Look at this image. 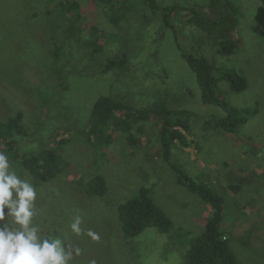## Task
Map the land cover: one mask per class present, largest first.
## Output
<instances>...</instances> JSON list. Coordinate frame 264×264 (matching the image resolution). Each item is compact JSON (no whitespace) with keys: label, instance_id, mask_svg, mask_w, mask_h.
<instances>
[{"label":"rangeland","instance_id":"1","mask_svg":"<svg viewBox=\"0 0 264 264\" xmlns=\"http://www.w3.org/2000/svg\"><path fill=\"white\" fill-rule=\"evenodd\" d=\"M228 1L240 39L231 55L192 20L210 0H0V121L23 112L28 135L10 140L28 156L56 151L62 173L36 185L15 152L0 151L36 186L34 223L65 242L72 264H185L213 209L182 188L172 165L222 197L221 231L238 264H264V219L248 214L253 187L264 195V0ZM186 54L206 58L217 80L227 71L246 80L241 93L219 82L230 107L254 111L239 115L238 130L222 127L225 109L204 103ZM166 124L183 134L167 156L159 143ZM96 177L106 181L104 196L89 194ZM143 189L171 231L126 238L119 208ZM77 214L79 236L69 227Z\"/></svg>","mask_w":264,"mask_h":264},{"label":"trees","instance_id":"2","mask_svg":"<svg viewBox=\"0 0 264 264\" xmlns=\"http://www.w3.org/2000/svg\"><path fill=\"white\" fill-rule=\"evenodd\" d=\"M202 9L195 14L192 20L200 29L209 34H215L221 40L219 53L223 55L233 54L240 44V39H236V36H238L236 30L238 26L236 16L238 8L228 0H210L209 8L205 9V11ZM206 10L208 11L206 12ZM167 25L170 26L168 20ZM184 57L197 74L204 103L217 104L225 109L228 112V118L222 121V127L230 132L238 130L245 122L244 117L241 118L239 115L241 113L243 115H251L254 111H238L230 107L225 99H222L219 82L226 80L234 92L241 93L247 88L246 80L238 73L230 71L225 72L217 80L213 75L214 68L206 58L188 54L184 55ZM106 104L105 101L99 103L96 108L97 113ZM113 108L121 109L123 107L121 105H113ZM169 128L174 132H172L170 138H167L166 134L169 132ZM175 129L180 128L176 127ZM27 134L28 130L23 124V112L8 121H0V146H4L8 151L15 152V159L17 162L21 161L22 165L31 172L35 180L34 183L36 185L38 183H47L57 178L62 173V170L59 167V156L56 151L43 150L28 156L20 153L17 149L18 141L10 140L14 135L27 136ZM182 138L183 134L181 135L179 131L174 130L170 124H166L163 127L162 139L159 140V143L163 147L166 156L171 153L173 143L176 144ZM172 166L181 175L180 184L183 186L182 188L197 194L213 209L212 212L208 207L211 214H213L208 218L204 231L194 239L189 247L185 264H238L228 240L224 239L225 236L221 231L224 218L222 197L217 196L206 185L197 184V182L188 178L178 166ZM88 190L90 195L104 196L107 193L105 179L102 177L92 179L89 182ZM119 220L126 238L137 237L148 228H157L161 233H168L172 228L171 219L156 205L148 189L141 190L136 197L129 199L126 204L119 208Z\"/></svg>","mask_w":264,"mask_h":264},{"label":"clouds","instance_id":"3","mask_svg":"<svg viewBox=\"0 0 264 264\" xmlns=\"http://www.w3.org/2000/svg\"><path fill=\"white\" fill-rule=\"evenodd\" d=\"M36 186L22 179L9 156L0 151V264H72L73 253L56 234L43 235L34 223L37 211ZM83 217L74 215L69 225L82 234ZM93 240L98 235L89 230ZM80 254V249H76Z\"/></svg>","mask_w":264,"mask_h":264},{"label":"crops","instance_id":"4","mask_svg":"<svg viewBox=\"0 0 264 264\" xmlns=\"http://www.w3.org/2000/svg\"><path fill=\"white\" fill-rule=\"evenodd\" d=\"M244 175H245V177H250L251 176V174L248 173V172L244 173ZM252 181H255V179L252 178ZM229 189L233 190V191H230V192L234 193V196L237 197V199L243 200V199H240L242 197V195L240 194V191H242L241 187H238L236 185H232V186L229 187ZM256 190H257L256 187H253V190H252L253 198L251 200L252 208H250L248 210V212H250L248 214L253 215V217L251 218L253 221H261V220L264 219V210L258 209V206L261 205V204H264V195L259 193V192H257ZM260 207H262V206H260ZM207 208H208V206H207ZM245 216H247V215H245Z\"/></svg>","mask_w":264,"mask_h":264},{"label":"flooded vegetation","instance_id":"5","mask_svg":"<svg viewBox=\"0 0 264 264\" xmlns=\"http://www.w3.org/2000/svg\"><path fill=\"white\" fill-rule=\"evenodd\" d=\"M210 11V10H209ZM211 14V13H210ZM236 30H237V28H236Z\"/></svg>","mask_w":264,"mask_h":264},{"label":"water","instance_id":"6","mask_svg":"<svg viewBox=\"0 0 264 264\" xmlns=\"http://www.w3.org/2000/svg\"><path fill=\"white\" fill-rule=\"evenodd\" d=\"M208 10H206V12H207Z\"/></svg>","mask_w":264,"mask_h":264},{"label":"bare ground","instance_id":"7","mask_svg":"<svg viewBox=\"0 0 264 264\" xmlns=\"http://www.w3.org/2000/svg\"><path fill=\"white\" fill-rule=\"evenodd\" d=\"M28 135V134H27Z\"/></svg>","mask_w":264,"mask_h":264}]
</instances>
